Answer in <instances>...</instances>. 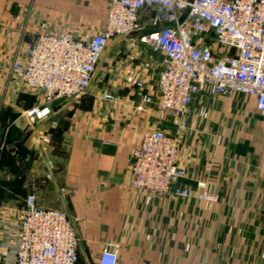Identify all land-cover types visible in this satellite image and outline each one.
Instances as JSON below:
<instances>
[{
    "label": "crops",
    "instance_id": "0c3cea01",
    "mask_svg": "<svg viewBox=\"0 0 264 264\" xmlns=\"http://www.w3.org/2000/svg\"><path fill=\"white\" fill-rule=\"evenodd\" d=\"M107 16V0H0V223L36 193L41 206L68 212L83 262L118 241L120 264H264V113L254 97L208 88L191 104L186 131L162 126L180 138L187 173L179 183L192 188L189 198L131 187L132 152L159 127L156 104L142 105V93L156 94L165 58L139 34L109 42L78 101L57 100L34 121L25 114L37 98L11 70L25 44L44 29L89 38ZM200 181L217 203L198 199Z\"/></svg>",
    "mask_w": 264,
    "mask_h": 264
},
{
    "label": "built area",
    "instance_id": "2783aa9c",
    "mask_svg": "<svg viewBox=\"0 0 264 264\" xmlns=\"http://www.w3.org/2000/svg\"><path fill=\"white\" fill-rule=\"evenodd\" d=\"M107 1V21L93 36L76 39L69 32L44 29L25 44L23 57L11 66L21 90L37 98L25 114L34 121L48 117L57 100L78 101L109 42L139 34L140 42L165 58L156 94L142 93V105L156 104L159 127L146 131L132 152L131 187L154 196L189 198L192 188L179 183L187 173L178 163L180 138L162 126L172 121L186 131L191 104L208 88L215 94L254 97L264 113V0ZM144 85L142 78L136 81L141 92ZM114 98L110 92L103 95ZM198 185L200 201H219L206 182ZM0 225V264H120L118 241L105 242L94 262L81 261L80 238L68 212L41 206L36 193H29Z\"/></svg>",
    "mask_w": 264,
    "mask_h": 264
},
{
    "label": "water",
    "instance_id": "95a60500",
    "mask_svg": "<svg viewBox=\"0 0 264 264\" xmlns=\"http://www.w3.org/2000/svg\"><path fill=\"white\" fill-rule=\"evenodd\" d=\"M189 2L190 3H192L193 2V0H189ZM187 13H188V11L187 12H185L182 16H181V18H180V21L182 22L185 18H186V16H187Z\"/></svg>",
    "mask_w": 264,
    "mask_h": 264
}]
</instances>
